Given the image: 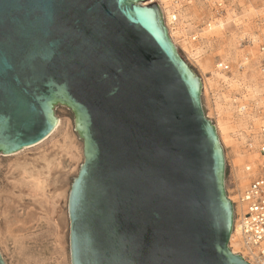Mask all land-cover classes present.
Here are the masks:
<instances>
[{"label":"water","instance_id":"water-1","mask_svg":"<svg viewBox=\"0 0 264 264\" xmlns=\"http://www.w3.org/2000/svg\"><path fill=\"white\" fill-rule=\"evenodd\" d=\"M147 0H0V155L71 110L70 264H248L201 80ZM0 264H4L0 256Z\"/></svg>","mask_w":264,"mask_h":264},{"label":"rangeland","instance_id":"rangeland-1","mask_svg":"<svg viewBox=\"0 0 264 264\" xmlns=\"http://www.w3.org/2000/svg\"><path fill=\"white\" fill-rule=\"evenodd\" d=\"M198 1L202 5L203 18L198 24L192 23L193 28L187 27L184 30L185 38L176 36L174 39L171 38V42L173 41L174 47L180 50L188 65L197 72L201 80L202 110L207 120L216 129L224 158V191L229 200V197L233 196L231 191L235 188L229 144L241 141L239 136L242 130L236 128L235 133L229 130L228 133L226 132V139L220 134V130L225 126L237 127L239 108L245 105V101L241 103L236 99L243 100L242 96L247 93L245 88L240 89L239 92H232L229 86L211 71L201 73L195 66L194 60L184 53L183 41H190L193 37H197L192 42L198 43L200 41L198 32L213 23L215 19L224 20L229 12L232 19L220 32V36L213 39L210 44L203 43L202 58L208 55L211 56L213 65L220 64L217 45L222 42L221 40L225 44H231L228 58H232L233 51L237 50L249 59L247 63L243 62L242 58L238 62V65L242 66L240 72L246 73L245 85H254L261 90L260 95H264V79L259 73V46L264 44V0H210L207 3L203 0ZM153 3H157L160 9L157 0ZM216 4L220 7L217 8ZM160 12L164 18L161 9ZM165 23L164 18L166 27ZM249 53L258 57L257 62H251L253 57L251 58ZM221 64L228 66V70H220V73L232 78L230 74L233 68L232 63L228 61ZM246 103L249 108L246 112L258 111L254 101L247 100ZM53 114L62 122V126L51 139L38 147L23 149L14 156L0 155V256L4 264H70L67 199L71 184L84 162V145L74 130L75 124L71 110L63 105H56ZM64 136H67L75 146L74 153H65ZM245 141L246 146L251 145L257 148L252 140ZM51 142L56 144L52 149ZM255 151L257 152L256 149ZM43 155L47 156V160H50L54 167L51 173H47L46 166L42 162ZM18 163L33 166H24L26 173L31 172L29 168H33L34 175L45 180L47 178L43 192L37 193L25 185L29 180L26 179L28 175H24L21 169L15 168V164ZM233 218L235 220V215Z\"/></svg>","mask_w":264,"mask_h":264},{"label":"bare ground","instance_id":"bare-ground-1","mask_svg":"<svg viewBox=\"0 0 264 264\" xmlns=\"http://www.w3.org/2000/svg\"><path fill=\"white\" fill-rule=\"evenodd\" d=\"M157 1L160 5V9L162 10V13L164 14V18L166 20L165 25L166 28L169 30L168 37L170 41L171 38L174 39L176 36L185 38V36L183 35L184 30H186L187 27L189 29L193 28L192 23L198 24L200 20L203 18L202 17L203 12L201 11L202 5L199 3L198 0H190L186 6H184L186 2L182 5H179L172 3L171 0H157ZM153 2L154 0H147L141 6L146 7L148 4H151ZM173 15H175V20H172ZM178 15H179V19H178ZM231 19H232L231 14L227 12V16L224 18V20L215 19L213 23L208 24L206 27L202 28L198 32L200 37V41L198 43H193L192 40L190 41L184 40L183 47H184V53H186L187 56H189L191 59L194 60L195 66L198 68V70L201 73L207 71L213 72V74L217 78L222 79L223 82H225L229 86V89L232 92H239V90L240 89L243 90V88H245L246 90L247 94L242 96L243 100L236 99L238 100V102L241 103L242 101H245L244 104L246 105L242 107L240 106L239 108L240 115H238L237 117V123H236L237 127L225 126V127H221L220 130V134L223 136L224 139H226V135L229 132V130L230 132L233 131V133H235L234 130L236 128L242 130V134L240 133L239 136L241 141L229 144L230 155H231V166H232V179L235 185L234 190L231 191V194L233 196L229 197V200L232 205L233 217L235 215V220L233 218L232 232L229 238L228 246L232 254L240 256L245 262H248V264H264V259H262L259 256V252L257 250L249 249L243 245L238 227L239 219L242 217L244 211V204L241 202V197L243 195V192L247 188L251 178L257 174L259 168L261 166H264V158H261L260 155L255 151L256 149L255 146H251V145L246 146L245 143L246 139H250L254 142V144L257 145L256 132L259 125L264 123V95H260L261 90H259L257 87H254V85L252 86L245 85L247 80L246 73L240 72L242 66L238 65V62L240 58H242L243 62L246 63L249 61V59L245 57L246 55L244 56V54H242L241 51H237V50L233 51L234 55L232 56V58H228L229 53L231 52L230 50L231 44H227V43L225 44L223 43V40H221L222 42H220L217 45L216 50H217L218 58L220 59V64L213 65L212 62L213 60L211 56L207 55L202 58V55L204 54V51H202L203 43L210 44V42L213 39L219 37L220 32L230 22ZM250 55L251 58L253 57L251 59V62L256 61V59L258 58L254 56L255 54L253 53H251ZM228 61L233 65V68L230 71L232 78L227 77L226 74L220 73L221 66L223 69V65L221 63L224 62L226 63ZM256 80L257 79H255V81ZM205 93L206 94L208 93L207 87L205 89ZM224 100L227 101L226 98H224ZM247 100H251L255 102L256 106L258 107L257 112L254 111L246 112L247 109L249 110L248 103H246ZM61 126H62V122L58 120L53 131L45 139L28 148L30 149V148L38 147L40 146V144H43L45 141L51 139L53 135L59 130V128H61ZM63 138L65 140L63 145L65 153L66 154L74 153L76 149L73 143L69 140L67 136H64ZM55 146L56 144L51 142V149ZM7 156H14V154ZM47 159H48L47 156L43 155L42 162L46 166V169L48 171L47 173H51L54 167L51 165L52 164L51 161ZM24 166L29 167L31 166V164H27V163H22V164L18 163L17 165L15 164L16 169L19 170L21 169L20 171H22L24 175H28V178L26 177V179L29 180L25 185L37 193H39L40 191L43 192L45 188V184L47 183V178L45 180L44 178L42 179L39 176L34 175L32 172L33 168L32 169L29 168L28 170H30L31 172L26 173L27 171L23 169ZM246 168H249L248 172L250 171L251 172L250 173L245 172ZM248 255L250 256L251 260H247Z\"/></svg>","mask_w":264,"mask_h":264},{"label":"built area","instance_id":"built-area-1","mask_svg":"<svg viewBox=\"0 0 264 264\" xmlns=\"http://www.w3.org/2000/svg\"><path fill=\"white\" fill-rule=\"evenodd\" d=\"M203 1L207 3L210 0ZM171 2L182 5L187 0H171ZM216 5L217 8L220 7L219 4ZM172 20H175V15L172 16ZM196 39L197 37H193L192 41ZM259 54V73L264 79V44L259 46ZM221 70L227 71L228 66H223V69L221 66ZM256 140V150L260 157L264 158V123L259 125L257 129ZM248 171L249 168H246L245 172H251ZM241 202L244 204V211L242 217L239 219L238 227L242 243L249 249L257 250L259 256L264 259V166H261L257 174L251 178L247 188L243 192ZM247 260H251L249 255L247 256Z\"/></svg>","mask_w":264,"mask_h":264}]
</instances>
